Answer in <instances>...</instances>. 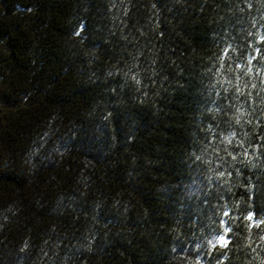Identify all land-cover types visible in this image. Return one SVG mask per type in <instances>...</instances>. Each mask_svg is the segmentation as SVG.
Wrapping results in <instances>:
<instances>
[{"label": "trees", "instance_id": "obj_1", "mask_svg": "<svg viewBox=\"0 0 264 264\" xmlns=\"http://www.w3.org/2000/svg\"><path fill=\"white\" fill-rule=\"evenodd\" d=\"M0 264H264V0H0Z\"/></svg>", "mask_w": 264, "mask_h": 264}, {"label": "snow or ice", "instance_id": "obj_2", "mask_svg": "<svg viewBox=\"0 0 264 264\" xmlns=\"http://www.w3.org/2000/svg\"><path fill=\"white\" fill-rule=\"evenodd\" d=\"M225 215H227V213H225ZM249 219H251V216L249 217ZM225 231H227V229H225ZM217 242L220 243V244H224V245L227 244V241L224 239L223 236L219 237ZM213 246H215V245H213Z\"/></svg>", "mask_w": 264, "mask_h": 264}]
</instances>
